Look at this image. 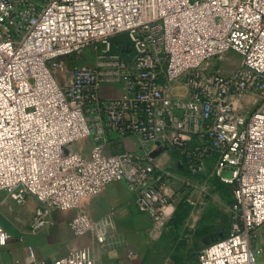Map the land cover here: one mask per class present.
<instances>
[{
    "label": "built area",
    "instance_id": "1",
    "mask_svg": "<svg viewBox=\"0 0 264 264\" xmlns=\"http://www.w3.org/2000/svg\"><path fill=\"white\" fill-rule=\"evenodd\" d=\"M228 52L240 61L223 75L208 63ZM112 85L122 90L104 94ZM248 94L258 100L243 113ZM127 137L137 151H109ZM152 146L201 192L232 187L229 232L198 264H264V0H0V191L37 201L31 233L117 181L162 226L177 177ZM69 226L105 240L85 213ZM52 264L94 263L81 249Z\"/></svg>",
    "mask_w": 264,
    "mask_h": 264
},
{
    "label": "crops",
    "instance_id": "2",
    "mask_svg": "<svg viewBox=\"0 0 264 264\" xmlns=\"http://www.w3.org/2000/svg\"><path fill=\"white\" fill-rule=\"evenodd\" d=\"M121 90L120 85L102 89L106 95L118 94ZM255 101L256 98L249 110H252ZM152 148L153 156L162 166L173 170V163L178 164L179 159L173 151ZM108 149L116 153L137 151L139 148L133 137H127L122 141H112ZM206 165L211 167L212 159H207ZM181 168L184 167L178 164L177 169ZM3 200L0 195V225L7 241L5 246L0 247V264H52L81 249L89 252L94 264H143L161 235V227L150 216L137 210L134 196L124 181L108 184L100 194L84 199L74 210L53 211L50 223L36 233H31L29 225L37 201L30 197L23 205H16L10 199L14 211L9 212L3 208ZM173 210L171 205L166 208L168 219ZM81 212L105 230L103 243H98L94 235L76 237L73 234L69 223L75 214ZM263 226L258 229L256 239L257 244L262 246Z\"/></svg>",
    "mask_w": 264,
    "mask_h": 264
},
{
    "label": "rangeland",
    "instance_id": "3",
    "mask_svg": "<svg viewBox=\"0 0 264 264\" xmlns=\"http://www.w3.org/2000/svg\"><path fill=\"white\" fill-rule=\"evenodd\" d=\"M239 61L236 53L228 52L219 59H212L208 64L217 68L219 73L230 75L235 72ZM60 76L61 73L57 75L58 78ZM178 91L172 90L175 94ZM254 99L250 94L240 99L241 112L252 111L254 107L252 110L249 108ZM173 167L172 173L177 179H171L165 187L168 203L174 209L173 214L160 226V238L149 250L143 264H198L196 256L199 250L211 239L226 236L229 232L232 187L213 181L208 192L203 193L200 191L202 181L199 177L190 175L186 168L178 170L174 163ZM0 195L4 197L5 211H14L11 208L14 204L8 194L0 191Z\"/></svg>",
    "mask_w": 264,
    "mask_h": 264
},
{
    "label": "bare ground",
    "instance_id": "4",
    "mask_svg": "<svg viewBox=\"0 0 264 264\" xmlns=\"http://www.w3.org/2000/svg\"><path fill=\"white\" fill-rule=\"evenodd\" d=\"M233 73H234V72H233ZM233 73H232V74H233ZM240 105H241V104H240Z\"/></svg>",
    "mask_w": 264,
    "mask_h": 264
}]
</instances>
